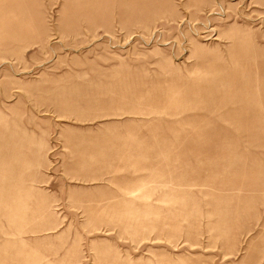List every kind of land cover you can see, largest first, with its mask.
<instances>
[{"label":"rangeland","instance_id":"obj_1","mask_svg":"<svg viewBox=\"0 0 264 264\" xmlns=\"http://www.w3.org/2000/svg\"><path fill=\"white\" fill-rule=\"evenodd\" d=\"M0 264H264V0H0Z\"/></svg>","mask_w":264,"mask_h":264}]
</instances>
